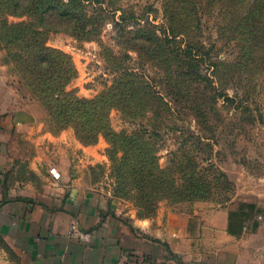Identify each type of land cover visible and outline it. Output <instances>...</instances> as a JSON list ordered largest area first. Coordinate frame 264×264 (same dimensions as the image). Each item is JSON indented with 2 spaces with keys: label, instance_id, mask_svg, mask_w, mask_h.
Returning a JSON list of instances; mask_svg holds the SVG:
<instances>
[{
  "label": "rangeland",
  "instance_id": "obj_1",
  "mask_svg": "<svg viewBox=\"0 0 264 264\" xmlns=\"http://www.w3.org/2000/svg\"><path fill=\"white\" fill-rule=\"evenodd\" d=\"M253 1L173 0L182 5L179 19L191 27L175 40L165 0H85L83 11L93 23L87 36L62 30L64 21L56 15L45 17L54 28L47 32V45L69 54L76 68L68 90L94 98L118 91L121 82H127L126 88L143 85L139 92L149 99L147 111L129 116L114 107L109 127L149 141L160 167L195 195L161 198L154 211H143L145 217L159 207L191 209L197 203L220 206L255 199L264 205V10ZM25 19L8 17L11 22ZM152 31L154 40L147 38ZM158 42L173 52L170 61L161 60L165 49ZM15 50L0 45V64L31 93L11 59ZM174 52L191 65L179 66ZM48 120L56 131L70 129L81 142L73 128H59L50 115ZM95 143L103 158L85 167L90 180L143 216L131 193L114 194L115 161L108 139L101 134L90 144Z\"/></svg>",
  "mask_w": 264,
  "mask_h": 264
},
{
  "label": "crops",
  "instance_id": "obj_2",
  "mask_svg": "<svg viewBox=\"0 0 264 264\" xmlns=\"http://www.w3.org/2000/svg\"><path fill=\"white\" fill-rule=\"evenodd\" d=\"M0 64V264H264V205L159 207L139 216L90 180L100 144L56 131L39 100ZM263 209L230 217L241 204ZM229 220L232 231L229 230ZM89 232L67 236L69 225Z\"/></svg>",
  "mask_w": 264,
  "mask_h": 264
},
{
  "label": "trees",
  "instance_id": "obj_3",
  "mask_svg": "<svg viewBox=\"0 0 264 264\" xmlns=\"http://www.w3.org/2000/svg\"><path fill=\"white\" fill-rule=\"evenodd\" d=\"M83 1L85 0H0V45L16 48L11 59L18 76L59 128H73L77 138L84 144L94 143L101 134L105 135L110 143L109 152L115 161L116 196L125 197L131 193L139 214L143 216H148L143 211H154L161 198H193L195 195L187 187L177 186L173 177L160 167L157 153L149 141L141 136L117 133L109 127L108 116L114 107L120 108L129 116L147 111L145 105L149 99L139 92L143 90L142 84L136 83L134 86L129 83L126 88L127 82H121L118 91H109L94 98L79 97L74 91L67 89L75 77L76 68L69 54L47 45V32L54 28L45 22V17L56 15L64 21L62 30L83 36L90 35L93 23L83 11ZM165 4L170 21L169 29L175 40L174 37L185 35L191 27L187 29L179 19L182 5L175 4L173 0H165ZM252 5L264 10V0H254ZM10 15L26 16L27 19L11 22L8 20ZM152 37H157L153 31L152 36L147 38L154 40ZM170 40L165 38L164 41L167 43ZM157 45L165 49L161 60L170 61L173 52L166 51L167 48L160 42ZM187 46L192 47L190 44ZM174 55L177 61H182H179V66L191 65L189 59L179 58L177 52ZM187 72L189 74V71L184 73ZM247 210L263 212L254 203L244 202L239 212H231L230 217H247ZM229 230L232 231L230 220Z\"/></svg>",
  "mask_w": 264,
  "mask_h": 264
},
{
  "label": "built area",
  "instance_id": "obj_4",
  "mask_svg": "<svg viewBox=\"0 0 264 264\" xmlns=\"http://www.w3.org/2000/svg\"><path fill=\"white\" fill-rule=\"evenodd\" d=\"M67 236L84 240L89 237V232L80 229L75 222H72L67 229Z\"/></svg>",
  "mask_w": 264,
  "mask_h": 264
}]
</instances>
